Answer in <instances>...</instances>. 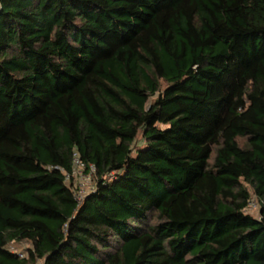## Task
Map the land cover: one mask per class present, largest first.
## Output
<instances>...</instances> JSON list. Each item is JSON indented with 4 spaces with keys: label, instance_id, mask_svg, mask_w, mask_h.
I'll return each instance as SVG.
<instances>
[{
    "label": "trees",
    "instance_id": "16d2710c",
    "mask_svg": "<svg viewBox=\"0 0 264 264\" xmlns=\"http://www.w3.org/2000/svg\"><path fill=\"white\" fill-rule=\"evenodd\" d=\"M0 264H264V0H0Z\"/></svg>",
    "mask_w": 264,
    "mask_h": 264
},
{
    "label": "rangeland",
    "instance_id": "374dc122",
    "mask_svg": "<svg viewBox=\"0 0 264 264\" xmlns=\"http://www.w3.org/2000/svg\"><path fill=\"white\" fill-rule=\"evenodd\" d=\"M138 141H141V136L138 137ZM96 171H92V173L87 174L85 172L84 168H76L75 176L71 178L69 184H73L77 190V194L87 196L96 188ZM84 185V186H82ZM259 207L258 203L256 202V199L253 197L249 208L247 210L248 214H251L253 217L258 218L259 217ZM30 247L28 244H13L12 251L15 253H18L19 255L25 256L27 249Z\"/></svg>",
    "mask_w": 264,
    "mask_h": 264
},
{
    "label": "built area",
    "instance_id": "2783aa9c",
    "mask_svg": "<svg viewBox=\"0 0 264 264\" xmlns=\"http://www.w3.org/2000/svg\"><path fill=\"white\" fill-rule=\"evenodd\" d=\"M76 168H86L85 166H84V164L83 163H81L78 159H75V164H74V169H73V173L71 174V175H68L67 176V181H70L71 180V178H73L74 176H75V172H76ZM92 171H96V169L95 168H91L90 169V171L87 173V174H89V173H92ZM82 186H84V185H82ZM85 198V196L84 195H81V193L78 195V200L81 202L83 199Z\"/></svg>",
    "mask_w": 264,
    "mask_h": 264
}]
</instances>
